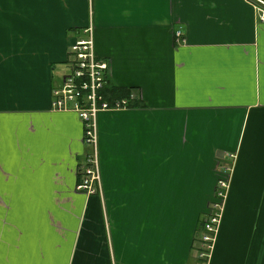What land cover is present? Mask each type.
<instances>
[{
    "label": "crops",
    "instance_id": "crops-1",
    "mask_svg": "<svg viewBox=\"0 0 264 264\" xmlns=\"http://www.w3.org/2000/svg\"><path fill=\"white\" fill-rule=\"evenodd\" d=\"M91 26L134 98L98 116L89 196L83 122L52 91ZM224 165L209 264H264V23L245 0H0V264H201Z\"/></svg>",
    "mask_w": 264,
    "mask_h": 264
},
{
    "label": "built area",
    "instance_id": "built-area-1",
    "mask_svg": "<svg viewBox=\"0 0 264 264\" xmlns=\"http://www.w3.org/2000/svg\"><path fill=\"white\" fill-rule=\"evenodd\" d=\"M251 5L259 22L264 23V0H245ZM181 33H177V38ZM68 72L61 85L52 91V109L56 111L75 112L84 125V141L90 147L84 165L79 169L77 190L87 195L101 194V177L99 162V123L98 116L104 111L128 109L133 102L129 98L109 100L106 89L109 81L110 67L105 60L98 58L95 52V33L93 27L83 30L81 36L69 48ZM233 158V156H231ZM232 167H221L222 177L217 183L215 198L202 228L201 258H210L214 249L219 225L223 215L230 184Z\"/></svg>",
    "mask_w": 264,
    "mask_h": 264
},
{
    "label": "trees",
    "instance_id": "trees-1",
    "mask_svg": "<svg viewBox=\"0 0 264 264\" xmlns=\"http://www.w3.org/2000/svg\"><path fill=\"white\" fill-rule=\"evenodd\" d=\"M106 94H107V97L109 100L120 99V98H129L131 95V90L129 89V90L122 91L119 88H117L116 86L112 85L108 81ZM132 104H133V102L131 103V105Z\"/></svg>",
    "mask_w": 264,
    "mask_h": 264
},
{
    "label": "rangeland",
    "instance_id": "rangeland-1",
    "mask_svg": "<svg viewBox=\"0 0 264 264\" xmlns=\"http://www.w3.org/2000/svg\"><path fill=\"white\" fill-rule=\"evenodd\" d=\"M200 252H201V250H199V258H200V260H201V264H209L211 258H206V257L201 258V256H200V255H201Z\"/></svg>",
    "mask_w": 264,
    "mask_h": 264
}]
</instances>
